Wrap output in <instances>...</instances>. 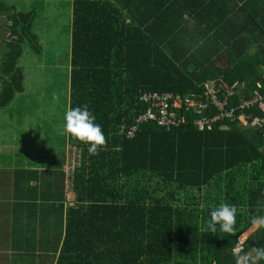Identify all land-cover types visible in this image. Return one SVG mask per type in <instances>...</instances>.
Listing matches in <instances>:
<instances>
[{"label":"trees","instance_id":"1","mask_svg":"<svg viewBox=\"0 0 264 264\" xmlns=\"http://www.w3.org/2000/svg\"><path fill=\"white\" fill-rule=\"evenodd\" d=\"M69 11L68 109L87 105L107 146L90 156L88 145L66 135L59 184L41 178L40 186L41 193L60 194L56 203L48 201L54 194L41 196L55 236L46 234L38 244L42 250L26 255L24 235L14 244L0 233V264H235L232 250L241 242L244 252L264 247V229L251 224L253 215H264V133L255 138L226 120L198 129L190 112L192 103L210 99L209 78L221 99L235 82L246 84L244 99L255 96L249 88L257 83L264 96V48L251 52L249 44L240 58L218 68V59L201 55L211 44L191 51L187 20L173 25L153 16L137 19L105 0H72ZM32 20V12L8 17L0 110L24 92V45L41 52ZM226 30L204 29V38L218 41ZM146 93L181 96L187 122L169 130L143 123L128 137L149 111L140 102ZM261 106L264 100L238 117L264 119ZM70 151H76L78 165L67 203L63 167ZM221 203L237 208L235 235L219 225L215 233L208 228L210 212ZM54 212L59 216L51 220Z\"/></svg>","mask_w":264,"mask_h":264},{"label":"rangeland","instance_id":"2","mask_svg":"<svg viewBox=\"0 0 264 264\" xmlns=\"http://www.w3.org/2000/svg\"><path fill=\"white\" fill-rule=\"evenodd\" d=\"M67 2L0 0V88L4 77L2 64L10 39L8 14L32 12L31 30L37 35L41 47V52L35 53L24 45L19 60L25 77L24 92L18 94L7 108L0 110V162L14 164L20 173L34 166L37 177L41 170L45 171L46 175L41 178L50 179L55 185L59 184L60 166L67 149L66 134H61L63 117L68 110L71 14ZM54 93L59 95V101L53 100ZM68 157L77 160L76 151H70ZM64 191L68 193L66 202L70 203L73 198L70 182L66 179ZM57 215L59 213L54 216ZM44 223L29 229L24 247L26 255L42 250L38 244L45 239V231L49 229L47 222Z\"/></svg>","mask_w":264,"mask_h":264},{"label":"crops","instance_id":"3","mask_svg":"<svg viewBox=\"0 0 264 264\" xmlns=\"http://www.w3.org/2000/svg\"><path fill=\"white\" fill-rule=\"evenodd\" d=\"M117 7L124 13L132 12L137 19L148 16L158 18L161 22L176 23L185 22V41L193 43L191 51L195 52L202 44H211L212 50L204 46L201 55L206 58L218 59V68L227 67L228 59L240 58L245 53L247 45L251 44V52L262 51L264 48V0H105ZM71 6L72 0H68ZM10 14H8V17ZM204 29H231L226 30L218 41H208L204 37ZM206 40V41H204ZM236 43L235 46L229 44ZM256 43L261 45L255 46ZM199 52V50H198ZM263 52V51H262ZM205 53H207L205 55ZM264 53V52H263ZM248 73L249 71H245ZM209 78L206 83L209 85L210 93L214 91V81ZM249 82L251 79L249 78ZM228 96L231 103H236L243 98V91L247 90L246 84L235 82ZM263 85L257 83L249 88L254 95L261 96ZM258 106V105H257ZM262 113L264 108L261 106ZM237 127L250 136L259 138L264 133V119L257 116L247 117L241 115L236 121ZM9 156L8 153L5 152ZM10 160V159H8ZM7 160V161H8ZM31 167V166H30ZM42 168V167H40ZM35 167L23 170L20 173L15 169L14 164L0 162V233L8 236L10 242L20 243L22 235L24 238L29 234L32 227H40L41 223L47 222V207L41 204V196L49 197L48 201L57 202L60 194L51 192L41 193V175L35 177ZM41 174L44 171H40ZM54 187L55 182L53 183ZM58 195V196H57ZM37 203L32 208L30 204ZM44 205V206H43ZM47 208V209H46ZM53 212V211H52ZM54 212L49 216L51 220L56 218ZM44 223V224H45ZM49 229L45 236H55L56 230L52 223H48ZM11 229V234L7 232ZM27 239V238H26ZM241 245V244H240ZM239 245V246H240ZM258 247V246H256Z\"/></svg>","mask_w":264,"mask_h":264},{"label":"built area","instance_id":"4","mask_svg":"<svg viewBox=\"0 0 264 264\" xmlns=\"http://www.w3.org/2000/svg\"><path fill=\"white\" fill-rule=\"evenodd\" d=\"M229 98L228 96V98L221 99L212 92L208 101L192 103L190 112L194 115L193 122L196 128L203 129L206 126L212 128L223 120L236 122L239 118L238 113L249 112L264 100L262 95H255L251 99L239 98L236 103H231ZM140 102L148 105L149 111L140 115L133 127L129 129L128 137L130 138L136 135L139 126L143 123L151 122L160 128L169 130L179 128L188 120V114L181 111V105L184 103V99L181 96L169 93H146L140 98ZM77 160L69 159L66 156L63 167L65 179L70 182V189L72 174L78 165Z\"/></svg>","mask_w":264,"mask_h":264},{"label":"clouds","instance_id":"5","mask_svg":"<svg viewBox=\"0 0 264 264\" xmlns=\"http://www.w3.org/2000/svg\"><path fill=\"white\" fill-rule=\"evenodd\" d=\"M53 100L59 101V95L53 94ZM64 124L62 135H69L71 138L88 145L87 151L90 156L98 155L105 150L106 137L100 125L95 123V117L88 110V106L69 108L64 114ZM237 208L234 204L221 203L210 212L208 228L212 233L219 231L230 235H235ZM251 224L254 229H264V215H253ZM243 243L235 247L233 256L235 264H260L264 261V247H251L244 252Z\"/></svg>","mask_w":264,"mask_h":264}]
</instances>
